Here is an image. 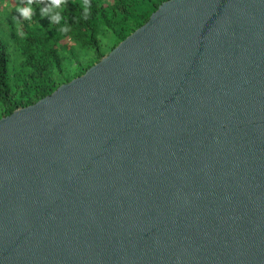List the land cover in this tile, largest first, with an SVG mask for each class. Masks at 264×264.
Returning a JSON list of instances; mask_svg holds the SVG:
<instances>
[{
    "label": "water",
    "instance_id": "1",
    "mask_svg": "<svg viewBox=\"0 0 264 264\" xmlns=\"http://www.w3.org/2000/svg\"><path fill=\"white\" fill-rule=\"evenodd\" d=\"M0 264H264V0H168L0 119Z\"/></svg>",
    "mask_w": 264,
    "mask_h": 264
},
{
    "label": "trees",
    "instance_id": "2",
    "mask_svg": "<svg viewBox=\"0 0 264 264\" xmlns=\"http://www.w3.org/2000/svg\"><path fill=\"white\" fill-rule=\"evenodd\" d=\"M166 1L90 0V16L83 20L80 0H65L64 15L71 31L61 34L40 15L38 5L45 0H34L30 22L18 17L19 0H15L11 14L6 11L7 18L0 19V119L85 74ZM17 22L23 25V37L17 33Z\"/></svg>",
    "mask_w": 264,
    "mask_h": 264
},
{
    "label": "clouds",
    "instance_id": "3",
    "mask_svg": "<svg viewBox=\"0 0 264 264\" xmlns=\"http://www.w3.org/2000/svg\"><path fill=\"white\" fill-rule=\"evenodd\" d=\"M33 4L34 0H19V3L15 7L18 17L30 22L34 15ZM38 6L41 17L47 19L51 26H55L59 33L67 34L71 31V25L64 15L66 8L65 0H45L44 3ZM79 9L81 19L87 20L90 16V0H80ZM22 27L23 25L17 22L16 28L20 37L24 36Z\"/></svg>",
    "mask_w": 264,
    "mask_h": 264
},
{
    "label": "rangeland",
    "instance_id": "4",
    "mask_svg": "<svg viewBox=\"0 0 264 264\" xmlns=\"http://www.w3.org/2000/svg\"><path fill=\"white\" fill-rule=\"evenodd\" d=\"M6 3H11L12 5H11V4H10V5H7V6H6L7 9H6V8L4 7V6L6 5ZM15 4H16L15 0H5L3 4H2L1 1H0V19H2L3 17L7 18L6 11L9 12L8 14H11V12H12V10H13L12 7H14ZM104 52H105V53H108L109 50L106 49V48H104ZM110 52H111V51H110ZM110 52H109V53H110ZM109 53H108V54H109ZM108 54H107V55H108Z\"/></svg>",
    "mask_w": 264,
    "mask_h": 264
}]
</instances>
